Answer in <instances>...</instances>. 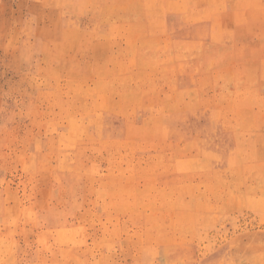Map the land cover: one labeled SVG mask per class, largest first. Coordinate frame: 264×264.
<instances>
[{"label":"rangeland","instance_id":"obj_1","mask_svg":"<svg viewBox=\"0 0 264 264\" xmlns=\"http://www.w3.org/2000/svg\"><path fill=\"white\" fill-rule=\"evenodd\" d=\"M0 264H264V0H0Z\"/></svg>","mask_w":264,"mask_h":264}]
</instances>
